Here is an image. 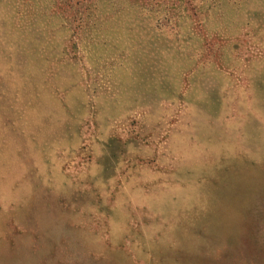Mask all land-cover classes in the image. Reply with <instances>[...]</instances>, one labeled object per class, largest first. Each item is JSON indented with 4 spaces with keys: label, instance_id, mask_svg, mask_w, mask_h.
Listing matches in <instances>:
<instances>
[{
    "label": "rangeland",
    "instance_id": "1",
    "mask_svg": "<svg viewBox=\"0 0 264 264\" xmlns=\"http://www.w3.org/2000/svg\"><path fill=\"white\" fill-rule=\"evenodd\" d=\"M0 264H264V0H0Z\"/></svg>",
    "mask_w": 264,
    "mask_h": 264
}]
</instances>
